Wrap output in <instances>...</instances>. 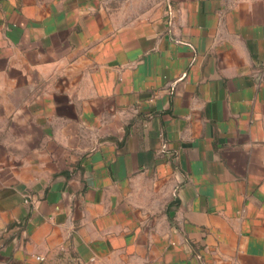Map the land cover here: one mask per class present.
Returning a JSON list of instances; mask_svg holds the SVG:
<instances>
[{
	"label": "crops",
	"instance_id": "1",
	"mask_svg": "<svg viewBox=\"0 0 264 264\" xmlns=\"http://www.w3.org/2000/svg\"><path fill=\"white\" fill-rule=\"evenodd\" d=\"M0 264H264V0H0Z\"/></svg>",
	"mask_w": 264,
	"mask_h": 264
},
{
	"label": "built area",
	"instance_id": "2",
	"mask_svg": "<svg viewBox=\"0 0 264 264\" xmlns=\"http://www.w3.org/2000/svg\"><path fill=\"white\" fill-rule=\"evenodd\" d=\"M27 202H29V201H27ZM36 260L37 261H43V258L42 257H36Z\"/></svg>",
	"mask_w": 264,
	"mask_h": 264
}]
</instances>
